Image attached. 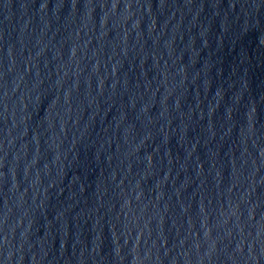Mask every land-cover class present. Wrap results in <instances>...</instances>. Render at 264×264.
I'll list each match as a JSON object with an SVG mask.
<instances>
[{"label": "water", "instance_id": "1", "mask_svg": "<svg viewBox=\"0 0 264 264\" xmlns=\"http://www.w3.org/2000/svg\"><path fill=\"white\" fill-rule=\"evenodd\" d=\"M0 264H264V0H0Z\"/></svg>", "mask_w": 264, "mask_h": 264}]
</instances>
